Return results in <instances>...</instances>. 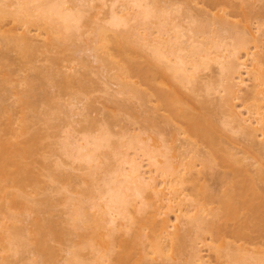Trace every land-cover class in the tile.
Masks as SVG:
<instances>
[{
  "label": "bare ground",
  "instance_id": "bare-ground-1",
  "mask_svg": "<svg viewBox=\"0 0 264 264\" xmlns=\"http://www.w3.org/2000/svg\"><path fill=\"white\" fill-rule=\"evenodd\" d=\"M225 1L206 0L208 9L194 12V7L188 3L190 0H0V37L25 54L40 47H46L43 49L45 52L50 46L56 48L60 45L63 48V41L77 37L82 30V19L88 15L84 30L85 34H92L88 51L95 61L102 64L106 73L116 69L106 74L107 78L102 82L103 92L108 93L110 101L116 95L128 94L137 97L147 113L146 103L150 95L139 89L141 84H146L168 111L164 121L167 124L173 121L183 124L179 127L173 122L177 129L170 140L158 130L147 137L124 132L115 141L107 126H95L96 132L77 127L82 120H88L90 126L95 121L88 118L89 109L83 112L84 107L80 110L73 104L67 108L70 116L65 114L68 110L64 112L69 119L64 123L66 129L57 132L60 137L59 132L64 131L58 148L49 147L52 152L47 155L42 151V141L45 137L57 136L56 132L51 134L32 129L25 116L17 125L9 119L2 127L4 129H0V197L4 198L9 209L8 215L0 217L1 262L6 263L4 252L12 251L14 254L20 247H31L38 263L55 264L62 250L60 243L73 231L66 232L67 227L62 229V219H58L61 224L54 218L43 219L37 213L31 217L30 214L36 211L31 206L34 203L32 196L43 184L42 179L56 182L58 193L63 190L69 192L74 185L71 184L72 176L76 175L74 170L80 172L85 169L87 178H83V182L88 185L87 193L79 189L76 197L63 193V203L69 202L67 223L74 230L90 229L89 238L82 246L68 250L64 264H127L131 259V242L141 236H146L149 249H141L143 252L139 251V259H143L142 252L144 261L154 254L156 256L152 257V261L160 256L170 258L163 260L165 263L170 260L174 264V241H181L180 230L187 226L193 228L195 238L185 256L186 264H208L203 253L212 254L217 260L222 257L229 264H264V249L250 244L256 236L264 238V161L257 158L260 166L250 172V166L247 169L242 161L246 157H237L238 152L236 156L232 147H220L216 134L221 131L218 127L221 119V124L244 140L258 137L260 141L255 145L259 147L255 150L264 157V49L260 50L264 41V23L257 20V26L252 31L249 25L228 21L225 7L234 10L238 6L232 3L233 0ZM219 5L222 8L210 11ZM248 7V11L243 9L246 23L254 18L262 20L261 13L254 12L250 5ZM220 10L223 14L218 13ZM172 13L183 17L176 20L178 16H172ZM198 15L201 16L199 19ZM7 18L11 23L9 27L3 23ZM112 43L125 44L124 48L131 47L142 54L147 63L146 69L140 68L143 82L131 80V72L128 68L126 70L124 62L122 66L115 64V58L110 53ZM241 51L244 54L241 55ZM211 63L217 66V76L212 81L200 79L202 83H199L200 72ZM38 69L42 74L40 67ZM76 69L69 65L60 73L54 71L55 75H48L47 71L46 74L50 80L61 75L69 85L76 78ZM25 75L16 80V84L13 81L16 95L19 86L26 84L30 90L35 87L33 79ZM156 76L164 79L156 82ZM111 85H115L116 89H112ZM184 89L192 95L185 97ZM213 94L219 95L213 99ZM17 101L25 102L23 96ZM24 105L29 107L31 103L26 101ZM56 110L47 115L56 118L60 113ZM214 110L221 115L216 121L218 124L209 116ZM6 111L2 108L3 113ZM79 116L80 119L75 120ZM147 118L152 117L148 114ZM176 135H186V138L180 143ZM198 141L209 147L207 155L196 147ZM255 145H250L251 149L254 150ZM105 148L107 150L102 152ZM63 155L67 162L61 159ZM38 156L45 160L49 157L50 165L47 166V161L46 164L38 160ZM110 157L116 159L114 166L106 164V159ZM216 158L229 162L232 169L227 180L222 182L225 189L220 193L210 190L203 182L206 178L203 169L212 166L215 162L212 160ZM67 167L73 171L72 174L70 171L59 172V169L64 171ZM99 172L101 174L94 177ZM189 188L190 192H187ZM214 202L215 206H208ZM161 205L164 206L163 212ZM169 214L174 216L173 220L169 219ZM27 215L31 217L30 227L13 225L16 216L26 218ZM146 228H150L147 234L144 233ZM126 233L131 234L130 241L120 240ZM205 234L212 242L219 243H208L202 253L197 240L205 239ZM226 236L233 237L232 241L225 240ZM82 249L90 252L88 259L83 256Z\"/></svg>",
  "mask_w": 264,
  "mask_h": 264
},
{
  "label": "rangeland",
  "instance_id": "rangeland-1",
  "mask_svg": "<svg viewBox=\"0 0 264 264\" xmlns=\"http://www.w3.org/2000/svg\"><path fill=\"white\" fill-rule=\"evenodd\" d=\"M119 1H122V0H119ZM158 1H160V0H158ZM223 1H225V0H223ZM234 1H236V2L234 3ZM240 1L242 2V3L240 2L241 4H239L238 0L232 1L233 4H235V5L237 4V6H238L237 8L235 7L234 10L230 9V7H228V6L225 7V10L227 11V15H228L226 18H228L227 20L228 21L230 20V22L231 21L233 23L236 22L235 24L239 23L238 25H244V24L249 25L251 30L254 31L258 22L259 23L262 22V24L264 23V0H246V2H244L245 0H240ZM226 2H227V0L225 1V3ZM160 3H158V4H160ZM188 3H190L189 4L190 7H194V9H195V10H193L194 12H198V10H200V9L201 10L208 9V6L206 4V0H194V2L193 1L191 2V0H190V2H188ZM246 5H248V6L250 5L251 9L254 12L261 13L262 15L260 14V16L263 17L262 20L259 18H254V19L250 20L251 22L246 23L244 20L245 17L243 16V14H245V12H243V11L244 10L248 11V8H249ZM219 8H222V5H219L215 8H212L210 11L215 12ZM220 12H221V10L218 13L220 14ZM171 15L172 16H178L177 18H175L176 20H179L180 18L182 19V17H183V15L181 16V14H180V16H179L177 13H172ZM171 15H169V16H171ZM100 16H102V14H100ZM88 17L89 16L87 15L82 19V24L85 27L82 26V30L80 29V31L77 33L78 34L77 37L74 36L72 39H68L66 41H63V44H61L63 46V48L60 47V45L56 48L49 45L52 49L50 50V47L48 46L49 49L47 48L46 52H45V50H43L46 47H40L42 49H40V48H39L40 50L35 49L34 51H30L29 54H27V53L25 54V53H22V51L20 52L18 50V48H16L14 46V44H12V43L10 44V43L5 42L4 37L3 38L0 37V58H1V62H0V129L1 130L4 129L2 127L6 126V123L9 121V119L14 121L15 125H17L19 120L21 119V117L25 116L28 123L31 124L32 129H40L43 133H51V134H54L55 132L57 133L59 131V129L60 130L66 129V125L64 123H67L66 120L68 119V116L65 114L71 113L69 111V109H67V108H71L72 105L74 104L75 107L79 106L80 110H81V107H84L83 109H85V111H83V112H88L90 110V112H88L90 114L87 116H88V118L90 117L92 121H95L94 125L90 126L88 120L85 119L86 121H83L81 119L82 122H80L77 125V127L79 126V128H80L82 126L83 131H93V130L95 131L98 128V126L104 125V126H107L108 129L111 131L112 136H114L113 139H116L115 141H118V137L121 138L119 134L124 133V132H126L127 134H130V135L139 134L142 137H147L148 135H153V134H155L156 131L160 130V131H162L163 136L166 139L170 140L172 133L174 131H176L175 129H177L175 124L179 125V127L180 126L183 127V124H181L178 121H173V122H175V124L173 122L171 124H167V122L164 121L165 117L168 115V111L164 107H162L163 103L161 101H159L158 99H156L154 92L152 91V89H149L148 85H146V84L140 85L139 84L140 85L139 89L142 90V92H144V93L147 92L150 95V97H148L149 101L146 103V109L148 110L147 113H145V111H144L145 106L141 104V101L137 97H133V96H130L128 94H119V95H116L114 100H113V98H111V101H110V98H109L110 96L108 97V93L106 94L103 92L102 82L104 80H106V78H107L106 76L109 75V73L111 71H112L111 73H113L116 69H112V70H110V72L106 73L105 69H103L102 64L100 65V63H98L97 60L95 61L93 56L91 55L92 53L88 51L89 49H87V46L89 44L90 39L92 38V34L89 33L90 34L89 35L87 32V34H88L87 35V34H85V31H84L87 28V25H85V23L87 22ZM199 17H201V16L198 15V19H199ZM154 20H156V19H154ZM257 20H258V22H257ZM3 23L5 24V27H9L11 25L8 18L6 20H4ZM214 26H216V25H214ZM213 28H215V27H213ZM122 29H124V28L122 27ZM262 30L264 31V25L262 27ZM81 32H83V34H81ZM0 36H2V35L0 34ZM35 43H38V42L36 41ZM65 45L70 46V47L68 48ZM119 45L120 44H116V43L110 44V46H111L110 47V50H111L110 53L113 56V59L115 58L114 59L116 61L115 64H120L122 66L125 63L124 67H126V70L128 68V70L131 72V74H130L131 80L140 83L142 81L141 69L143 70L144 68L146 69V67H147V65H146L147 63H146L145 58L141 57L142 54H139L137 52V50H135L134 48H131V47L130 48L129 47L124 48L125 44L124 45L121 44L120 46ZM126 46H128V45L126 44ZM249 46L252 47V44H250ZM64 47H66V48H64ZM263 49H264V41L261 44L260 50H263ZM39 52H41V53H39ZM123 54H125V55H123ZM242 54H244L243 51H241V55ZM130 58H132V59H130ZM123 60H125V61H123ZM129 60H131V61H129ZM128 61H129V63H128ZM34 63H35V65H34ZM211 64H212V66H211ZM211 64H210V66H208V68L206 70L200 72L201 75L199 77V83L200 82L202 83V81L200 79L212 81L217 76L216 75L217 66H215L214 63H211ZM69 65L74 66L75 68H77L76 71H78V72H76V78H73L72 82H70L69 85L68 84L66 85L67 82L62 80V77H60L61 75H56V76H54V79L50 80L48 75H51V73L53 75H55V72L60 73L61 71H63V69L65 70V68ZM21 66H22V69H21ZM34 67L35 68L40 67V70L44 73L45 76L43 75V73L41 74L39 72L38 68L35 69ZM2 70L4 72H1ZM46 71H47L48 75L46 74ZM69 72H71V71H69ZM24 75H25V77L27 76L28 78L30 76L33 79L32 80L31 78H29L32 80V83L35 87L30 90L26 84L19 86V89H18L19 91L16 92L17 93V95H16L15 91H14V90H16V88H14V85L16 84V80L18 81V79ZM42 75H43V77H42ZM156 77H158V76H156ZM163 79H164L163 77L162 78L158 77L156 79V82H159ZM245 80H246V78H245ZM13 81L15 82V84ZM63 83H65V84L63 85ZM71 83H72V85H71ZM111 87H112V89H116L115 85H111ZM112 89H110V91ZM107 91H109V89H107ZM112 91L114 92V90H112ZM183 91L186 95L185 97H187L188 95H192L188 89H184ZM218 95L215 96V94H213L212 95L213 99L218 97ZM17 96L18 97L23 96L24 101L31 103V106L26 107L24 105L25 102L17 101L18 100ZM212 96H211V98H212ZM200 98H202V97L200 96ZM237 104H239V103H237ZM210 107H212V106H210ZM2 108L7 109L8 111L3 113ZM56 108L58 110H56ZM61 109H62L63 113H61ZM55 110L60 112V113H58V114H60V116L57 114V116L55 118V116H53V115H47L48 112L51 111L53 113V112H55ZM67 110H68V112H67ZM78 110H79V108H78ZM64 112H67V113L64 114ZM148 114H149V117H152V118H147ZM219 115H220V112L218 113V111L214 110L212 112V114L209 116H210V119H212L216 122L219 120L218 119ZM69 116H70V114H69ZM74 116H72V117L74 118ZM241 116H244V115H241ZM57 118H59V119H57ZM63 119H65V120H63ZM77 119L79 120L80 116L78 118L75 117V120H77ZM220 120H219L220 124H218L216 122L218 124V127L220 126V129H221V131L216 133L218 141H219V146L224 147V148H228V149L230 147H232L231 149H232V151L234 150L235 155L238 152V154H237L238 156L236 155L237 157H240V158L242 157V159H243V157L244 158L246 157L245 160L243 159L242 161H244V164L247 165L246 166L247 169L250 166L249 167L251 169L250 172L251 171L254 172V170L256 168H258V166H260V163L257 160V158H260V160L264 161V157L263 156L261 157V154L258 155L257 151L255 150L257 147H259L258 145H255V144H257L258 141H260L259 138L252 136V137H250L249 140H244L242 138V136H240L239 134H232L231 131H229L228 127L223 125V123L221 124ZM95 126L97 128H95ZM75 127H76V125H75ZM174 127H176V128H174ZM1 130H0V132H1ZM59 133H60V137H58L59 134L57 133L58 134V135L56 134L57 136H55V137L50 136L47 138L45 137L44 140L42 141V143H43L42 151L44 150L43 152L46 153L47 155L49 154V152L50 153L52 152V149H49V147L52 148V146H54L53 148H55V147H56L55 149L58 148L59 142H60L59 140L61 139L62 134H64V131L59 132ZM176 136H178V135H176ZM184 138H186V135H179L178 136L179 141L177 139L176 140L178 142H180V141H182V139L184 141ZM124 141H126V139ZM177 141H175V142L178 143ZM52 142L53 143L55 142V145L54 144L52 145ZM192 142H194V140ZM198 142H196V143H198ZM168 143L176 145L175 143H173L171 141H168ZM200 143L201 142H199V144H196V147L199 150L203 151L202 153L205 152L207 155V153L209 152L208 151L209 147L208 148L205 147V145H206L205 143H203V145H202V143L201 144ZM48 144L51 146H48ZM250 145H255L253 147L254 150L251 149ZM106 150L107 149L105 148V149H103L102 152H105ZM246 150H249V151H246ZM130 151H133V150L130 149ZM53 157H54L53 155L50 156L51 160L53 159ZM110 158L106 159L107 160L106 164L109 163V165L112 166L115 163L114 161L116 159L114 160V157H110ZM39 159H41L45 162L47 161L48 163L50 161L49 157L46 158V160H45L42 157L38 156V160ZM47 159H49V160H47ZM61 159L65 160L64 162H67V158L64 155L61 157ZM38 160L36 159V161H38ZM212 161H215L212 166L207 167L208 169L207 168L203 169V172H205L204 174L206 175V178L203 180V182H204V184H206L205 186L206 187L208 186V188L210 190L217 192V193H220L223 189H225V186L222 185V182L223 181L225 182L227 180L226 177L229 174H231L232 169L229 166L230 164H228L229 162L222 161L218 158H216L215 160H212ZM47 162H46V164H47ZM38 163H40V162L38 161ZM51 164H52V162H51ZM211 164H212V162H211ZM49 165H50V163L47 166H49ZM74 166L77 167L80 165L74 164ZM50 169H52L51 171L53 172V168H50ZM68 169H69L68 167H67V169L65 168L64 171L62 169H59L60 170L59 172L62 171L61 173H69V171H70V173L72 174L73 171L70 169L68 170ZM55 170H56V168H55ZM55 172H57V171H55ZM73 174H76V175L72 176L73 180H72L71 184L72 183L74 184L71 186L72 188H69V192L63 190L60 193H58V191L55 190L56 185H58L56 182L54 183L52 181H49L48 180L49 178L47 179L46 176H42L43 178L45 177L44 179H47L48 181H46V180L44 181L42 179L43 184L42 183L40 184V187L38 188L37 192L34 193L32 196L33 197L32 200L34 201V203H32L33 201H30L33 204L31 206H33L34 209L36 210L34 213H32V215L30 214L31 217L35 213H37L43 219L54 218L55 220H57V222H59L62 219L63 224L61 223L62 221L59 222L62 224L61 225L62 229H65L67 227L66 228L67 230L65 229L66 232L69 230L73 231L72 233L68 232L69 234L66 233L67 234L66 237H64V239L60 243L61 244L60 247L62 248V250H60V251L58 250L59 255L57 256V260L55 261V264H64L65 261H67L66 257H68V254H69L68 250L72 249L75 246L76 247L82 246L84 244V241L89 238V233H90L89 230L90 229H75L74 230L73 228L70 227L71 225H69V223H67V218H69V215L67 216V213H68V210L70 211V209H68L69 208L68 207L69 206L68 201H66L68 204L65 202L63 203V201H64L63 195L64 194L67 195L70 193L69 195H74L76 197L77 192L79 190H84V192L87 193L86 189H88V187H87L88 185L85 182H83V180H84L83 178H85V177L87 178V176H86L87 174L85 173V169L80 170V172L78 170L77 171L74 170ZM100 174L101 173L99 172V173H97V175H94V177L95 176L97 177ZM223 175H224L225 179L223 178ZM220 177H221V180H219ZM80 181H82V182H80ZM68 187H70V186H68ZM189 190H190V188L186 191L190 192ZM85 200H87V199H85ZM5 204L6 203L4 201V198L0 197V217H2L3 215H5V216L8 215L9 209L6 208ZM83 205H86V203L85 204L83 203ZM163 205H161V206H163ZM215 205H216V202H214L213 204L211 203L208 206L212 207ZM164 206L160 208L162 212L164 210ZM159 207L160 206H157V208H159ZM30 216L28 217V215H27L26 218H24V216H16V221L13 223V225H15V227H18V228H20L23 225H28L30 227V225H31L30 224L31 223L30 222V218H31ZM173 218H174V216L169 214V219L173 220ZM58 219H59V221H58ZM68 221L70 222V219ZM65 223H67V225ZM230 223H232V221H230ZM149 231H150V228L144 229V233H146V234ZM179 235H180L179 240L181 239V241L177 242L178 239L175 240L174 241L175 244L173 243L174 245L172 247L173 252L170 250L172 252V254L173 253L175 254V255L173 254L174 258L172 259V261L175 259L176 262L174 264H176L177 262L178 263L180 262L179 264H186L185 260L187 259V257H185V256H187V253L189 252V250H191V246H192L191 244H193L192 239L195 238V232H194L193 228H189L187 226V227H184L183 229L180 230ZM206 235L207 234H205V239H203V240L201 239V241H204V243L201 242L199 238H198L199 240H197V242L200 243L199 245H200L201 250H203L202 253L205 252L207 244L212 242L210 240V238L208 237L209 235L208 236H206ZM181 236H182V238H181ZM131 238H132L131 234L126 233L120 237V240L130 241ZM232 239H233V237L229 236L225 240L232 241ZM263 239L256 236L252 240V243H250V244H252V245L255 244L254 245L255 247L257 246L260 249H264ZM239 241L241 242V240H239ZM239 241H237V243H240ZM242 242H243V240H242ZM147 243H148V240H147L146 236H141V238L137 239V241L131 242V254H130L131 259L129 260V262L127 264H157V262H158V264H161V262L163 264V262L167 258L159 256L160 258L158 257V259H157V257H156L155 258L156 260L153 259V261H152V257L156 256L154 254H152L153 256H148V258H147L148 260L147 259H145V261L143 260L145 258L144 254H142L143 248L146 250L149 249ZM212 243L217 244L219 242L213 241ZM248 245H249V243H248ZM252 245H249V246H252ZM262 246H263V248H262ZM177 248H178V250H177ZM182 248H184V249H182ZM30 249H31V247H26V248L20 247L18 253L13 254L12 251H7L6 253L4 252L3 255H6L5 256L6 257V260H5L6 263L7 262H8L7 264H35V263H38L37 257L32 254V251ZM139 251H142V252H140V255H141V257H143V259L142 258L139 259ZM82 254L85 258L90 257V252H88L87 249H82ZM170 255H171V253H170ZM203 255H204V257L207 258V261L209 262L208 264H229L222 257L220 260L219 259L217 260V259H215L216 257H214V255H212V254L205 255L203 253ZM27 256L30 259H28ZM160 259H162V261ZM168 259H170V258H168ZM216 260H217V262H216ZM223 261H225L226 263ZM4 263H5L4 261L1 262V258H0V264H4ZM38 264H40V263H38ZM164 264H172V263L169 260V262H166V263L164 262Z\"/></svg>",
  "mask_w": 264,
  "mask_h": 264
}]
</instances>
